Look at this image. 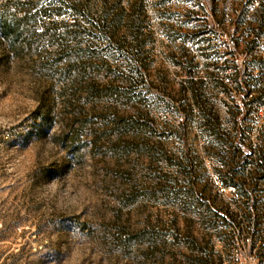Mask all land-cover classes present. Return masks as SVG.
Masks as SVG:
<instances>
[{
	"label": "rangeland",
	"instance_id": "1",
	"mask_svg": "<svg viewBox=\"0 0 264 264\" xmlns=\"http://www.w3.org/2000/svg\"><path fill=\"white\" fill-rule=\"evenodd\" d=\"M241 5L0 0V264H264V74L213 30Z\"/></svg>",
	"mask_w": 264,
	"mask_h": 264
},
{
	"label": "built area",
	"instance_id": "2",
	"mask_svg": "<svg viewBox=\"0 0 264 264\" xmlns=\"http://www.w3.org/2000/svg\"><path fill=\"white\" fill-rule=\"evenodd\" d=\"M178 1L179 0H147V2L155 4L156 5L155 7L164 13L174 9ZM186 1L200 3L212 15L211 9L209 7V0H186ZM253 4L255 6H260V1L253 0ZM170 20L172 21L173 17H171ZM215 26H216L217 32L222 37L221 41L219 42V45H217V48H216L217 57L219 59L236 60L237 62L240 63V65L242 64L244 72L248 74L250 73H254V74L263 73L264 74V66H261L260 68L250 66L248 61L252 54L242 55L239 53V43L240 42H246L251 39L256 40L255 38L256 36L253 34L252 31L243 30V32L238 33L236 26H233L231 19L229 18L225 19L222 22L215 21ZM42 30H43L42 28L38 29L39 32H42ZM239 39H240V42H239ZM235 70L236 69L227 68L221 76L222 83L231 87L232 89L238 88L239 84L242 83L241 80L239 81L237 78H235V75H234ZM204 73L205 71L203 69L199 70V76L202 75L203 77ZM254 94L255 93L251 90L250 87L245 90L246 98H252ZM163 117H166V115H164ZM250 241H251V238L247 237L246 242L249 244Z\"/></svg>",
	"mask_w": 264,
	"mask_h": 264
},
{
	"label": "crops",
	"instance_id": "3",
	"mask_svg": "<svg viewBox=\"0 0 264 264\" xmlns=\"http://www.w3.org/2000/svg\"><path fill=\"white\" fill-rule=\"evenodd\" d=\"M242 1V5H241V9H240V13L242 14V17H243V23L240 25H238L237 28H240L242 30H257L259 29L260 27H263V23L260 21L261 20V9L259 6H255L253 4V0H241ZM234 14H232V17L230 18L231 19V22L233 24V26H236L237 24L235 23V19H234ZM228 17H230V15H228ZM213 30L216 32V26H215V23L213 24ZM204 31V30H203ZM204 35H208L207 33L205 34L204 32H201L200 33V36L199 37H202ZM217 37H219L218 39H216V42L217 44L221 41L222 37L220 35H216ZM195 52L197 51L196 49H201L203 48V46L205 45L204 42H201L200 39H196L195 41ZM245 43L246 42H240L239 43V53L242 54V55H245V54H254V53H257V50H248V49H245ZM217 47V45H216ZM194 52V53H195ZM196 57H195V60L198 61L199 63H202L203 61H207L206 58H203V57H199L197 53H195ZM251 55V56H252ZM200 78V77H199ZM202 78V77H201Z\"/></svg>",
	"mask_w": 264,
	"mask_h": 264
},
{
	"label": "trees",
	"instance_id": "4",
	"mask_svg": "<svg viewBox=\"0 0 264 264\" xmlns=\"http://www.w3.org/2000/svg\"><path fill=\"white\" fill-rule=\"evenodd\" d=\"M260 6L262 7L263 9V14H262V17H261V22L263 23V27H264V4L260 3ZM42 13H44V15H46L47 17H52L53 13L51 11H49V8H44ZM36 14H34L33 16H35ZM19 20V19H18ZM189 88H191L192 90V96H193V104H195V106H200V98H201V95H199L197 93V85L200 84L199 82L195 81L193 75L190 76V79H189ZM201 85V84H200ZM264 177V175H263Z\"/></svg>",
	"mask_w": 264,
	"mask_h": 264
}]
</instances>
